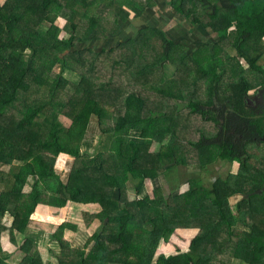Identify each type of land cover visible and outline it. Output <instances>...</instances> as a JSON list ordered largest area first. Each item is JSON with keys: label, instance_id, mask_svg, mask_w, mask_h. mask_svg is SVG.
I'll return each instance as SVG.
<instances>
[{"label": "trees", "instance_id": "obj_1", "mask_svg": "<svg viewBox=\"0 0 264 264\" xmlns=\"http://www.w3.org/2000/svg\"><path fill=\"white\" fill-rule=\"evenodd\" d=\"M88 1L0 0V264H12L2 254L6 247L12 248V255L20 252L18 264H44L39 244L47 248V257L61 264H233L235 260L264 264V216L258 208L264 195L230 185L223 174L216 175L210 186L202 179L191 181L186 191L173 184L169 195L156 187L166 162L169 167H185L186 152L176 132L180 105L175 103L171 113L158 112L148 107L155 100L145 92L171 102L185 99L183 92L188 88L195 98L203 81L206 100H190L185 108L189 115L211 124L214 131L199 130V138L190 147L198 153L201 168L219 163L230 170L234 164L251 161L240 137L246 123L245 95L252 84L233 82L225 90L219 84L226 69L218 62L219 45L214 49L201 46L195 53L201 57L188 61L177 41L159 27H149L159 33L155 40L163 50L156 65L161 70L162 63H173L182 74L165 83L162 71H145L146 65L136 69L123 65L120 75L108 74L98 67L102 55L93 49L90 58L84 54L76 58L82 39L74 18L79 13L77 6L97 3ZM136 1L131 2L134 8L142 0ZM120 4L124 7V2ZM169 5L194 26L217 33V43L232 37L240 53L264 52L258 44L264 37V0H171ZM118 9L117 22L126 20L128 16ZM152 9L153 5L140 3L136 17L145 10L153 13ZM64 16L71 18V28L69 22L64 28L57 26V19ZM97 23V17L90 18L87 36L96 37ZM243 40L244 49L238 44ZM249 40H254L251 47ZM139 47L144 52L147 49L144 44ZM77 60L81 71L76 68ZM116 61L110 62L115 65ZM123 77L129 81L120 82ZM131 79L141 83L143 90L134 89ZM42 92L47 101L39 98ZM108 94L111 97L101 102ZM111 102L123 104L117 108ZM215 102L222 103L219 121L212 120ZM109 109H118L120 114L113 125L111 118L117 112ZM97 135L101 145L92 152ZM170 136L174 138L171 146L151 152L154 142L164 144ZM84 146L88 148L82 151ZM61 155L76 158L67 180L55 168ZM4 166L10 170L4 171ZM245 167L254 174L244 179V185L251 182L254 191L264 179L251 162ZM174 168L166 170L169 180ZM30 177L35 178L34 184L25 191ZM148 182L155 186L154 195L147 189ZM130 184L142 193L139 198L128 199ZM232 194L239 195L238 212L228 202ZM116 210L121 212L111 214ZM51 212L53 217L45 219ZM8 215L11 226L4 227L1 222ZM31 225L49 232L37 238ZM238 225L251 230L237 229ZM177 227L195 230L188 250L157 256L161 242ZM87 232L91 237L81 246L75 237ZM3 234L7 237L2 238ZM72 234L73 239L69 238Z\"/></svg>", "mask_w": 264, "mask_h": 264}, {"label": "rangeland", "instance_id": "obj_2", "mask_svg": "<svg viewBox=\"0 0 264 264\" xmlns=\"http://www.w3.org/2000/svg\"><path fill=\"white\" fill-rule=\"evenodd\" d=\"M88 1V0H87ZM110 0H97V3L93 4L91 8L90 6H77L78 9V14L75 16L74 18V22L77 23L79 25V32H78V37L82 39V35L83 33L87 32V28L90 25V18L92 17H97L99 19V24H100V30L103 31V33L106 32L107 36H110L112 31L114 30L113 27V18H114V14L117 10V7H120L121 4L120 3H114L113 5L107 6V3ZM171 0H160L161 5L157 4L155 6H153V13L152 12H148V14H151L150 19L151 20V27L152 28H161L162 30H164L167 35L168 38L170 40H182L183 37L187 38V40H185V42H188V45L190 46H197L199 47L200 45H219L222 50H220L219 52V58H218V62L219 63H224L226 65V69L223 70L225 71V74L222 75V80L219 81V84L223 86V88L226 89L227 85L229 86V84L235 82L236 84H242L244 82H248L249 84H252L253 88L249 91L248 93V97L250 98V100L252 102H264V83H263V78H264V52L261 54L260 51L256 52H251L252 49L247 50V53L244 54V51L241 50V53L239 51H237V46H236V41L233 40L234 38L230 37L227 40H223L222 42H218V36L217 33L211 31L210 33L207 32L206 35H204V33H199V28L198 27H194V25L191 24V20H181V16L177 15V13L175 12V10L169 5V2ZM88 2H91L88 1ZM82 3V2H80ZM140 3H146V5H149L150 2H148V0H142L140 1ZM168 3V5H167ZM188 7L191 8L193 7V5L188 2ZM107 8V9H104ZM68 12V11H67ZM71 13L68 12V16ZM87 14V16H86ZM90 15V16H89ZM147 14L144 13V16H140V18L135 19L136 22H141L145 19V16ZM132 16L135 17V14H133ZM163 17V18H161ZM161 20V22H159V24H157L156 21ZM207 18H204V22H206ZM104 21H107V23H105ZM189 21L190 24L192 25V29L194 30L195 28V33L190 35L188 33H184L182 31H180V27L179 24L182 23H187L189 25ZM69 22V28H71V18L69 20L68 17H62V18H58L56 21V24L58 27L60 28H64L66 27V24ZM175 26V27H174ZM177 26V27H176ZM175 28H177V30H175ZM45 29H48V26L45 27ZM104 29V30H102ZM232 29H235V27H232ZM175 30V31H174ZM146 33H148L149 35L147 37H149L150 41L152 42V47L150 46L149 49L151 51H153L154 53H159L161 52V50L159 49L160 45L159 43H157V41L155 40V36L158 35L159 33H157L156 31L152 30V29H147ZM192 38V40H191ZM199 41L204 42V44H200ZM254 40H249V46L251 47L253 45ZM83 45L85 46L84 49H80V52H83L85 54L86 52L90 53L92 50L91 48L88 47L87 43L82 41ZM88 43H90L91 41H87ZM253 42V43H252ZM264 42V39L262 38L261 41H259L258 44H260L259 46V50H263L264 49V45H262ZM113 42H111V44H105L104 45H112ZM231 43L233 45V47L231 46ZM239 44V47H242V49H244V40ZM105 47L103 45L98 44L97 45V50H95L96 52H101V49ZM179 47L184 50L185 48L181 45H179ZM184 48V49H183ZM248 49V48H247ZM264 51V50H263ZM119 51H115L114 53H112L111 57L109 58V61L114 62L116 60H118L119 57ZM79 58V57H78ZM147 62H148V58H147ZM76 68L81 71L82 65L79 63V61L77 60L76 62ZM173 64V63H172ZM178 64V63H177ZM196 68L192 65V70L194 73V70ZM228 71V72H226ZM56 73H59V69L56 68L55 69ZM170 75H174V73L172 71H169ZM156 77V76H155ZM126 78V81L128 82V78ZM125 82V83H127ZM121 85H124V83H120ZM263 85V86H262ZM125 86V85H124ZM261 87V88H260ZM260 88L261 90L257 91V89ZM134 89H136L134 87ZM172 89L174 90V87H172ZM184 89V87H183ZM131 90V89H130ZM129 90V91H130ZM197 90V95L195 98H193L189 92H188V88H185L184 90V95H185V99L183 100H171V102H166L164 100V98L158 94H155L154 92H150L149 96L153 97L154 102H148V107L152 108L153 110H156L158 112H172L173 109L176 107L175 103H178L180 105V113L179 116L176 117L177 121H178V126L176 128V132L177 135L183 145L184 143V148H185V158H186V165L185 167H181V168H174V167H169V163H165L166 167L163 166V168H161L160 170V176L159 179L155 181L156 187H160L162 188L161 193L163 194H167L169 195L172 189V186L174 184V186H179V188L183 189L184 191H186L187 189H189L190 186V182L191 181H197L202 179L204 182L205 186H210L211 182L214 181L215 176L223 174V177L227 178V181L229 182L230 185H240V187H242L241 189H244V176H248L249 174H254L253 172H247L245 164L248 165L251 164L254 166H259V162L256 160H251L249 161H245L244 164H234L231 169L229 170L230 167H222L221 165L218 164H213V165H209L206 169L201 168V163H200V157L198 156V153L195 151V149L192 147H190V143L191 142H195L198 138H199V130L202 132H205L206 134H209L211 132L214 131V127L203 121V119L199 118L197 115H189L188 114V110L185 108V104L187 102H190V100H193V102H204L206 100V84L202 81L201 84L198 85V87L196 88ZM127 91L125 94H122V96H120V99H123L127 93L129 92ZM134 90H131V92ZM195 91L194 88L192 91ZM255 91V92H254ZM254 92V93H253ZM256 93V94H255ZM43 92L39 95V98L43 101H47V99H45L43 96ZM117 96V95H114ZM111 96L108 94L107 96L100 98L101 102H105L106 100H108ZM112 103V102H111ZM114 106H116L117 108L121 107V105L123 104V102H114L112 103ZM222 106V103L216 104L214 103L211 106V110L213 112V117L212 120L213 121H219L220 120V114H219V109ZM247 109V107H246ZM257 109V108H256ZM111 112H117V114H113L112 119V125L115 124V122L117 121V116L120 115L118 114V109H109ZM257 112H261L259 109H257ZM111 116V115H110ZM171 137V136H170ZM170 137L165 141V143L163 144H157V142H154L152 144L151 147V152L152 151H160L162 149V146H171L172 143L174 142V138ZM100 139L97 135V139L95 141V146L90 147L92 152H96L99 148V146L101 145L100 143ZM87 146L82 147V151H84L85 149H87ZM252 156V158H254L257 155V150L255 149H249L248 150ZM263 155L261 156L262 162L264 164V151ZM249 158V157H248ZM244 160H246V158L244 157ZM75 161L76 158L72 157V156H68V155H61L60 157H58V159H56V164H55V168L57 170V172H60L63 176L64 180L68 179V176L70 174V172L72 171L73 167L75 166ZM4 171H9L10 170V166H4L2 167ZM167 168H174V170L171 171V177L170 180L167 178L166 176V170ZM247 178V177H246ZM35 178L30 177L28 179L27 185L25 186V191H29L32 188V185L34 184ZM172 181H176V182H172ZM226 181V180H225ZM147 189L149 190V192L151 194L154 195L155 191V186L152 183L147 184ZM254 192L257 193H261L262 190L261 189H256ZM127 193H128V199H137L140 197V194L142 195V193L139 191L136 187H134L132 184H130L128 186L127 189ZM246 194V193H245ZM244 194V195H245ZM228 202L232 208L233 212H238V204H239V195L238 194H232L228 197ZM258 208L261 212L264 213V199H260V204L258 205ZM121 212L120 210H116L114 212H111V214H116ZM86 214H84L82 216V219H84ZM110 215V214H109ZM262 216H264L261 213ZM48 216L53 217L52 212L45 216L44 218L46 219ZM258 216V215H257ZM44 221V220H43ZM11 222H12V217L11 216H4L2 219L1 224L4 227H10L11 226ZM243 225H238L236 226V228H243ZM30 229H32V233L38 238L40 233H47L49 232V230L42 228L41 226H37V225H31ZM244 230H251L249 228H245ZM7 232H9L8 229H6ZM195 233L194 229H190V228H181V227H177V229L169 236L168 240L166 241H162L159 247V250L157 251V256L160 255L161 253H167L168 255L170 254H178V253H183L186 252L188 250L191 238L193 237ZM51 235V234H50ZM7 235L3 234L2 238H6ZM75 237L74 234L71 235V239H73ZM88 237H91V232H87L86 234H84L83 236L80 237H75L78 238L79 243L81 244V246L84 245V242L86 241V239ZM80 238V239H79ZM84 238V239H82ZM51 239V238H49ZM39 243V241L37 242ZM51 244V243H48ZM94 242L90 244V248H92ZM3 255H5V258L9 257L7 260H10V258H12V256H9V248L6 247L3 251H2ZM20 253V252H18ZM54 260V259H53ZM12 262V264H18L17 261L15 260H10ZM234 263H237V261H234ZM44 264H61L59 262L58 259H55L54 262H49V263H44ZM118 264V263H117Z\"/></svg>", "mask_w": 264, "mask_h": 264}, {"label": "crops", "instance_id": "obj_3", "mask_svg": "<svg viewBox=\"0 0 264 264\" xmlns=\"http://www.w3.org/2000/svg\"><path fill=\"white\" fill-rule=\"evenodd\" d=\"M122 2H124V7H122V5H121L118 8H120L123 16H128V17H125L126 20H122V21L117 22L116 19L119 17L117 15V13L119 12V9L117 8L118 12L114 15V18H113L114 30L112 31L110 36H107L106 32L103 33V31L100 30L101 26L99 24V19H98V23L96 24V26L98 27L97 30H99V33L96 35V37H89L90 35H93V34L88 33L89 36H87V33H83L82 41L86 42L88 47L93 49L94 51L98 49L97 48L98 44L105 46L101 49V51L104 53L96 52V51H95V53L102 55V59L98 63V67L103 68L104 72H106L108 74L115 73L116 75H120L121 72L119 70V67L123 66V65L125 66L124 69H126V68L129 69L130 67L131 68L133 67L134 69H136V68L140 67L141 65H143V66L146 65V68L144 69L145 71L156 72L157 70H160L158 65H156V64L159 62V59L161 58V53L163 52V50H161L160 45H158L161 52H159L160 53L159 56H155L158 53H154L153 51H151L149 49L150 46L152 47L153 41L149 40L150 36L147 37L149 34L146 33L147 28L151 27V20H154V18L150 19V17H152L150 15L152 13L148 14V10H145L144 13L147 14L145 16V19L141 22H138V21L136 22L135 19H137V17H136V10L135 9L138 8V4H140V3H138L137 6H135V8H134V5L131 3V2L137 3L136 0H134V1H132V0H110L107 4L113 5L114 3H122ZM148 2H150V4L147 6H152V5L155 6L156 4H157V6L161 5L160 0H148ZM90 7L93 8L92 6H90ZM104 9H107V8H104ZM144 13L142 14V16H144ZM133 14H135V17L132 16ZM161 18H163V17H161ZM181 20H184L182 18V16H181ZM104 22L107 23V21H104ZM156 22L159 24V22H161V20L159 19ZM191 24L193 25L192 21H191ZM191 24H190V21H189V25L185 22L182 24H179L180 31H182L184 33V35H185V33H188L190 35L194 34L196 31H195V28H194V30L192 29ZM89 27H90V25L88 26V28ZM194 27H198L199 31H200L199 33H204V35H206L207 32L210 33L207 29L203 28L201 25L200 26H194ZM102 30H104V29H102ZM175 30H177V28H175ZM88 39H89V41H91L90 43L87 42ZM185 40H187V38H184V37L180 41L176 40L177 44H179L185 48V49L183 48L184 50L180 49L181 52L184 53V55L186 56L185 59H187L189 61V59L193 56L197 59H198V57H201V56H195V53H196L197 49L203 45H200L199 47H197L198 45L197 46H193V45L190 46V45H188V43L190 41L185 42ZM191 40H192V38H191ZM111 42H113L112 45H104V43L105 44H111ZM199 43L204 44V42H201V41H199ZM140 44L141 45L144 44L147 47L145 52L143 50L144 47L143 48L139 47ZM79 46L82 49H84L83 42ZM215 46L216 45L213 44V45H210L209 47H213V49H214ZM111 50H114V52L119 51L118 54H119L120 58L115 62V65L112 64L108 58V55H112V53H114V52H111ZM84 51H86V50H84ZM106 51H107V53H105ZM83 52H79V54L76 56V58L82 57V55L84 54ZM199 55H202V54H199ZM147 58H148V62H147ZM121 59H122V61L120 62L119 65H117ZM93 65L95 67L97 66L96 63H93ZM161 71L163 72V77H164L163 83L171 80L173 77H175V75L177 73L182 75L177 70V68L174 67L172 65V63H169V62L165 63V64L162 63L160 73H161ZM169 71H172L174 73V75H170ZM130 81H131L132 87H135L136 89L143 90L139 86L141 83H137V81L133 82L132 79ZM120 82H127L126 78L123 77ZM145 92H146L148 99L150 98L151 100H154L153 97L149 96L150 92H148V91H145ZM38 247H40V249L43 251L44 263L54 262V260L56 258L52 257V256L47 257V254H46L47 248H45L44 245L39 244ZM10 250H9V252H10ZM10 255L12 256V258H10V260H15L17 262L20 260V258H19V256L21 255L20 253H17V254L15 253L14 255L9 253V256ZM235 261H237V263H233V264H239L238 260H235Z\"/></svg>", "mask_w": 264, "mask_h": 264}, {"label": "flooded vegetation", "instance_id": "obj_4", "mask_svg": "<svg viewBox=\"0 0 264 264\" xmlns=\"http://www.w3.org/2000/svg\"><path fill=\"white\" fill-rule=\"evenodd\" d=\"M262 45H264V42ZM260 88H258L257 91L261 90ZM215 103L218 104L217 102ZM256 108L259 109L261 112H257ZM244 119L246 120V123L244 122V126H243L244 131L242 132V135L240 138L244 142V148L246 150L247 157L251 158V160L253 159L259 162L260 165L257 166L258 169L257 168L256 169L260 177L262 176V178L264 179V164L261 159V156L263 155L262 151H264V102H260V101L252 102L250 98L248 97V94L246 93L245 101H244ZM251 148L257 150V155L254 158H252L250 152L248 151ZM246 170L247 172H250L248 168H246ZM246 177L247 176H244V179ZM259 185L260 187L258 189L262 190V192L259 194L264 195V183H260ZM253 186L251 182L246 183L244 185L245 192L257 193V192H254L256 189L254 191H251ZM249 193H246L244 196L245 197L248 196ZM261 213L264 215L263 212ZM263 224H264V221H263ZM255 263L257 262L256 261L252 262V264H255Z\"/></svg>", "mask_w": 264, "mask_h": 264}, {"label": "clouds", "instance_id": "obj_5", "mask_svg": "<svg viewBox=\"0 0 264 264\" xmlns=\"http://www.w3.org/2000/svg\"><path fill=\"white\" fill-rule=\"evenodd\" d=\"M90 54H91V52L90 53L86 52L84 55H86L88 58H90ZM92 60H95V56L94 55L92 56Z\"/></svg>", "mask_w": 264, "mask_h": 264}]
</instances>
